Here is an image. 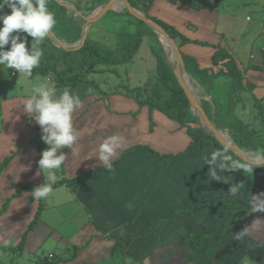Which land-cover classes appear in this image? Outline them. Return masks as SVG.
Here are the masks:
<instances>
[{"label":"crops","instance_id":"0c3cea01","mask_svg":"<svg viewBox=\"0 0 264 264\" xmlns=\"http://www.w3.org/2000/svg\"><path fill=\"white\" fill-rule=\"evenodd\" d=\"M140 2L145 8L147 16L155 17L167 23L180 35L189 40V42L181 44L180 36L173 39L182 55L193 58L199 68H208L210 72L216 73L223 68V61L219 60L217 64H214L213 55L218 48L225 50L235 58L238 67L243 71L245 79L254 85L253 89L247 90V92H243L242 94L248 95L249 92L252 100L264 99V41L259 42L260 44L258 40H254L253 43L252 40L249 41L251 45L250 48L256 45L255 47L259 50L261 57L257 61L260 62H253V65L250 66V59H248L247 67H245L247 70H243L239 65V55L242 53H240V49L235 46L236 42L233 40L234 38L237 40L239 37V35H235L232 32L234 14L238 12L241 7L248 5V1L213 0V2H211V0H193L192 2H185L184 0H140ZM253 4L257 7V10H255V18L258 24L254 29L249 30L248 28L247 31H255L252 35L258 37L264 34V23L262 22V20L264 21V8H262L264 7V0H257L256 3ZM251 17L252 15L250 14L246 15L245 20L251 22ZM228 21H230L231 24L225 25ZM134 32L135 29L125 33ZM198 42H204L206 45L199 44ZM136 54L137 52L135 55ZM250 56H253V59H255L254 55ZM153 67L155 71L153 72L154 75L156 74V62ZM104 68L106 71L109 69L116 73L113 65L112 67L107 66ZM116 74L118 75V73ZM25 76L29 81H34L36 78L35 81L42 83V88L45 90L50 92L54 90L52 99H60L62 93L67 90L74 98H79L82 101V107H76L73 113L74 131L77 136L76 141L71 148L62 147L57 150V155L63 154L65 156V161L59 169V178L56 181L63 178L72 179L85 174L83 179L77 181L76 186L67 187L69 191H72V195L66 202L76 201L79 204L76 211H85L91 217L93 215L95 223L97 222L98 226L90 232V238L87 240L89 242L79 250L80 252H78L74 259L75 261L72 260V262L69 261L66 263L61 262L60 264H98L99 262L105 261L109 258L110 249L112 247L111 244L113 245L115 240L122 237H132L131 242L122 241V243L127 242V244H135L138 240L136 236L142 234L146 229L144 228L141 230L135 226L133 231L130 232L127 230L123 232V230L126 229L124 225H126L127 221L131 218L130 215H134L132 221L135 220L139 223L146 220L147 223L150 224L149 219L152 218V214L159 213L158 210L155 209L149 211L148 206L150 204L158 207L167 200L171 204V210L166 214V216L169 217L171 212L177 209V204L188 203L186 207L189 208L192 205L214 203L217 199L223 198V201L230 202L234 198H239L241 195H251L253 184L248 180H244L238 172H234L227 182L221 185V189H219V181L211 180L208 175L206 178L203 177L198 179V177H202V174L205 175L203 170L199 168L200 165H204L203 157L209 155L210 158L211 153L218 150L222 151L215 146H212L210 151L203 152L200 145L197 144L193 146L186 155L179 156L176 159L164 158L159 164L158 172L154 177L152 176L156 169V158L153 154L175 155L182 152L189 145L190 138L186 133V128H180L176 121L169 119L157 109L150 111L148 105L140 106L137 100L129 94V90L132 88L138 87L143 90L147 82L146 80V82H141L140 85L142 86L136 87H129L123 83H114L109 86V84L105 82L104 85H102L101 83L103 81L99 82L94 78L96 73H91L87 76L85 82H81L74 88H58L48 76L40 75V77H38V74ZM223 78L229 81L228 78ZM139 80L142 81V79ZM0 81L1 90L2 83L5 84V82L9 81L2 78L1 74ZM36 82L31 84L30 92L28 91L26 94L21 92L12 94L9 90L5 91L3 94L0 93V100H2L0 102V107L3 108V111L0 110V113L3 114L1 118L4 119L0 129V136L11 128H20L23 121V131H25L26 128L29 129L27 134L25 132L26 136L18 137L16 140L11 139V144L15 151L12 150L13 152L10 154L12 157L3 171L9 169V164L18 157L20 151L28 163H33V161H39L41 159L42 128L36 123L33 113H26L24 111V104L29 98L33 99V102L39 99V93L32 91L33 87H36ZM13 110H15V113H26L24 115L26 117L19 119V117H15V115L14 118H10L9 113H12ZM241 120L243 119L241 118ZM243 121L249 122L246 120ZM112 135L121 137L124 144L123 150L118 149L117 155L110 158L112 163H114L112 171L103 170L97 174L88 173L90 170H95L104 164L103 161L99 160V146L105 138ZM17 150L18 152L16 153ZM7 156H5L3 160ZM222 160L223 154L217 158V163ZM181 165H184V167L187 165L189 167L186 180H189L190 184L182 186L180 183V188L178 189L176 187L177 185L174 186L175 182L168 185L170 182V180H168V175L167 173L166 175H162L163 173H161V171L174 170ZM193 166L195 172H192ZM37 173H39V175L41 174L40 168L37 169ZM223 174L224 173H221V179ZM39 177H41V175ZM30 179H34V175H32ZM26 180V182L24 181L25 183H17L16 188L23 184L31 186H42L44 184V182H42V185H36L41 183L29 181L27 178ZM181 182L184 181L181 180ZM239 182L244 184V194L237 192L235 196H230L232 198H230L231 200L227 201L228 199L224 196L229 193L231 184ZM144 187L147 190L144 191ZM15 199L16 198L13 199V202ZM63 203L65 202L63 201ZM11 207L12 203L9 205L7 212ZM46 208L47 205H45V209ZM187 208H181V210ZM42 213L38 223L32 231L42 226H47L42 229L44 230V235L47 236L49 233L53 232V230L45 223L43 218H41ZM218 213L217 211L209 210L197 212L192 215L193 224L191 223L190 227L200 228L199 231L203 228H209L214 224L215 217ZM243 215H248L251 218L264 217V213L260 212L242 214L238 217ZM217 220L215 231L219 228ZM237 223H239L241 227L239 231H241L244 225L241 221H237ZM248 223L250 222L248 221ZM230 226L231 224H228V229ZM220 229H224L223 223ZM32 231L28 233L25 243L26 249L31 244L30 236ZM96 231H98V233H96ZM102 232H105L107 237L104 238L97 235ZM214 233L212 235H214ZM185 236L186 235L183 237ZM255 236L250 235L249 246H252V244L253 247L264 246L260 244L263 241L255 240L257 239ZM181 238L178 242L179 244L185 241L183 239L181 240ZM252 238L255 239L252 240ZM246 240L247 237L242 238L243 242L240 243L242 244V249H239L240 252L244 251ZM39 241V243L36 242L34 245L31 244L33 251L44 242L43 239ZM185 245L193 256L178 257L176 259L164 261L165 263L160 262L159 259L155 257L145 260L147 264H213L215 258H213L212 261H209L207 258L211 250H209L205 256L201 254H197V256L191 252L188 246V238L185 241ZM228 249L221 254V258L219 257V260H221L219 264L235 263L234 256L231 254L232 251ZM101 251L102 253L100 254ZM243 254L241 255L243 256ZM197 258L198 260H196Z\"/></svg>","mask_w":264,"mask_h":264},{"label":"rangeland","instance_id":"374dc122","mask_svg":"<svg viewBox=\"0 0 264 264\" xmlns=\"http://www.w3.org/2000/svg\"><path fill=\"white\" fill-rule=\"evenodd\" d=\"M107 1L109 0H103L100 3L95 2L94 0H47L50 8H60L61 6L65 7L64 13L66 15V18L71 24L80 29V34L67 39L65 30L67 24L56 21V25L50 33L52 37L49 35L39 44H37L36 41L31 42V47L39 51L41 50V48L49 49L51 51H53V48L60 49L59 45L54 41V39H56L58 42L70 48V51L72 52L71 55L57 65L60 69L66 67L68 64H72L76 60L77 53L75 52L76 49H74V47H77L79 45L83 32L85 34V37H88L92 42L97 43L105 48L117 47V43L121 39L120 33L133 31L135 29V20L138 18L128 12L126 5L121 4L119 3V1H117L111 10L107 11L97 20L87 23L84 18L90 17L95 9L102 6ZM184 1L192 2L193 0ZM245 1H248L249 4L241 7L238 12H235L233 19L234 23L232 27L233 34L239 35L237 40L235 38L233 40L234 42H236L235 46H237L240 49V53H242L239 55L240 64H238L243 70H247L245 69V67H247L249 61L248 59H250V66L253 65V62H260L257 61L261 57V55L259 54V50L255 47L256 45L250 48L251 45L249 44V41L252 40V43L254 42V40H258V43L264 41L262 40L264 39V34H262V36L256 37V35H252L255 31H247L248 28L249 30L254 29V27L258 24L257 19L255 18V10H257V7L255 4H253L256 3L257 0ZM211 2H213V0H211ZM76 10H78L79 12H77ZM136 10L142 12L141 10ZM4 11L5 13L10 12V10L7 8H5ZM60 11L62 12L61 9ZM249 14L252 15L251 22H247L245 20V16ZM262 22L264 23L263 20ZM228 24H231L230 21H228L225 25ZM146 31L147 34L142 37L140 48L138 49L137 54L134 55L132 61L128 62V64L125 63L113 65L118 75L112 70H107L106 72H97L94 78L99 82L103 81L101 83L102 85H104V82L109 84V86L113 85L114 83H123L129 87L142 86L140 85L141 82L146 80L147 82H145L147 86L145 85V88L147 92H149L150 87L155 81V74L153 75V72L155 71L153 66L156 62V58L152 53V49L157 52L160 58L166 63L167 68L171 69L174 74L176 61L169 46L160 39V33L155 31L152 26L146 24ZM8 48H10V45L5 46L6 50ZM250 55H254L255 59H253V56L251 57ZM147 66H149L150 68ZM183 72L187 76H189V80L187 83L188 87L195 95L197 102L199 103L201 108H203L207 113L211 124L218 131L225 133V139L231 141L232 138L228 128L218 125L214 117L215 113L225 111L228 107L227 93L229 91V81L227 79H224L223 77L215 79V81L213 82L214 87L211 90H208L205 85L201 83L195 75H192L190 72H188L186 68ZM0 74L2 78L9 81L5 82V84L2 83V89L0 90L1 94H3L7 90H9V92H11L12 94L19 92L26 94L28 91L30 92L31 84L36 82V78L34 81H29V79L24 74L17 73L14 69L4 68V66L2 65H0ZM38 77H40V75H38ZM139 79H142V81H140ZM42 86V83L36 82V88H41ZM248 95L242 94V102L234 103L233 116L249 121L255 127L254 129L256 130V133L261 134L262 129H264V99L252 100L249 92ZM1 101L2 100H0V102ZM258 107L260 108V111L258 110ZM2 109L3 108L0 107V110ZM192 113L196 119V122L192 123L191 126L201 127L205 132V135L201 139L205 140L207 135L211 134V130L209 129L208 125L202 124L203 120L201 119L196 109L193 108ZM25 114L26 113H15V110H13L12 113H9V117L14 118V116L16 115L15 117H19V119H21L23 117H26L24 116ZM258 114L259 116L255 118V115ZM1 115L3 114L0 113V129L3 125L2 122L4 120L3 118H1ZM23 127L24 121L22 122V126H20V128H11L5 131V134H2L0 136V164L5 156L10 155L13 151H15V149H13L12 147L11 139L16 140L18 137L26 136L29 129L26 128V130L23 131ZM255 139L257 140L256 137ZM48 148L49 145H47L42 140V151L47 150ZM255 151L257 150H243L245 154H251ZM17 152L18 150L16 151V153ZM9 165V169H7L6 171H2V173L0 174V207L8 197V195L14 191L17 183H25L27 181L26 178L29 179V181L41 183L36 185H42V182L47 183L46 175L41 172V177H39L40 175L39 173H37V169L39 168L38 161L28 163L22 155L21 151L18 153V157L12 160ZM188 168L189 167L187 165L185 167L184 165H181L179 167H176L174 170H162L161 173H163L162 175H166L167 173L168 180H170L168 185L175 182L174 186L177 185L176 187L179 189L180 183L182 184V186H185V184H190L189 180H186V177L188 176ZM199 168L203 170L205 175L202 174V177H198V179L203 177L206 178L208 165L204 166L202 164ZM255 170L264 172V167H258L254 169V171ZM51 171L54 175H56L58 179L59 169H53ZM193 171L194 166L192 172ZM32 175H34V179H30L32 178ZM181 180H183L184 182H181ZM53 189L54 190L50 194V197L46 200H42L43 204L47 205V208L44 209L41 217L43 218L45 223L53 230V232L45 236L44 230L42 229L47 226L37 228L35 229V231H32V229L30 243L34 245L36 242L39 243V240L42 239L44 242L39 247L34 249V251L31 244L27 249L24 245V250L21 256H18L11 251L7 253L0 251V264H35L37 261L42 260L44 257H48L52 260L65 258L73 253L74 247H77V256L78 252H80L79 250L82 249V245L87 242V240H89L91 234L90 232L92 231V229L94 230L96 229V226H98L97 222L95 223L93 215L91 214L93 217L92 218L85 211H76V208L79 206L76 201L66 202L72 195V191H69L66 186L58 185ZM143 189L144 191L147 190L145 187ZM219 189H221V186H219ZM244 189L245 187H241L238 192L244 194ZM260 192H264V183L259 187H255L253 185V188L251 189V195H241L239 196V198L247 201L248 203L249 201L255 203L256 201L252 199V196L253 194H258ZM21 196L16 198L14 202L12 199L10 201V204L12 203V207L10 208V210L8 212L6 211V213L0 216V246H5L8 248L16 246L23 231L26 228V225L33 218V215L36 211L38 200H34L31 192L22 193ZM230 196L232 195L227 194L224 197L228 199L227 201H229L232 199ZM63 201L65 203H63ZM168 203L169 202L165 200V202H163L162 205L158 207L153 206V204H150L148 206L149 211L155 209L159 212L157 214H152V218L149 219L150 224H148L146 220L139 223H137L138 221L135 220L132 221L134 219V215H130L131 218L129 219V221H127L126 225H124L126 229L123 230V232L127 230L131 232L134 230L135 226L141 230L144 228L146 230H144L142 234L136 236L138 240L135 242V244H127V242L122 243V247L125 251L122 249H117L112 255H109V258L107 260L99 262L98 264H147V258L155 257L159 259L160 262H164L176 259L178 257L181 258L184 256H193L189 252L190 250L185 245L186 239L183 243H178L180 238L184 235H191L199 231L200 228L190 227L191 223L193 224V216L188 218L177 217L172 221L165 223L154 222V219L157 218H168L166 214L167 212H169V210H171V204ZM186 206H188V203L177 204V210H181V208H187ZM240 208H242L241 205L230 208L223 217H220L217 220L219 228L216 229L214 235L211 236L212 249L207 257L209 261H212L213 258H215L213 264H219V262L221 261L219 260L221 258V254L224 253L228 248H230L233 252H231V254L232 256H234V264H264V246L253 247V244L252 246H249V236L247 237L246 247L244 251L240 252L239 249H242V244L240 243H242L243 241L242 239L239 241L234 239V233L239 232V230L241 229L237 221H241L244 225V228L246 225H249L253 219H255L249 217L248 215L240 216L234 220L228 219V216L233 210H237ZM248 221L250 223H248ZM222 223L224 224L223 230L220 229ZM228 224H231L229 229ZM96 233H98V231H96ZM97 235L99 237H107V234H105V232ZM251 236H255V238H257H252V240L255 239L263 241L260 244L264 245V229L253 232ZM101 253L102 251L100 252V254ZM241 254H243V256ZM196 260H198V258Z\"/></svg>","mask_w":264,"mask_h":264},{"label":"trees","instance_id":"16d2710c","mask_svg":"<svg viewBox=\"0 0 264 264\" xmlns=\"http://www.w3.org/2000/svg\"><path fill=\"white\" fill-rule=\"evenodd\" d=\"M94 1L100 3L103 0ZM127 1L132 7L146 13V10L141 4L140 0ZM33 3H35V0H33ZM48 8L54 13L56 21L67 24L65 29L67 33V39L80 34V29L71 24L66 18L64 6H61L60 8H50L48 5ZM148 17L161 25L172 39L180 36L181 44L189 42L187 38L180 35L172 26L156 19L155 17ZM134 26V33H120L121 39L115 48H105L97 43L92 42L88 37H85L83 44L75 50L77 53L76 60L72 64H68L66 67L61 69L58 68L57 65L69 57L72 52L70 50L58 48H53V51L41 48L40 51L42 55L40 57V63L33 69L32 74L48 76L58 88H74L81 82H85L87 80V76L91 73L106 71L104 67L107 66L128 63L137 52L141 44L142 37L147 34L146 23L144 21L136 19ZM34 41V38L28 37V44L26 47H28L29 51L33 50L30 43ZM198 43L206 45L204 42ZM152 53L156 58V74L153 85L150 87L149 92H147L145 87H143V90L136 87L129 90V94H131V96L137 100V103L140 106L148 105L150 111L157 109L165 114L169 119L176 121L180 128H186V133L190 138V143L187 148L175 155H159L158 153H154L153 155L156 158V169L152 176L154 177L158 172L159 164L162 159H176L179 156L186 155L189 153L190 149L197 144L200 145V148L203 152L210 151L211 147L215 146L222 151H226L228 155L233 157V159H241L233 151L222 146L211 134H208L205 140L201 139L205 135V132L201 127L191 126L192 123L196 122V119L190 110L189 101L182 88L178 84L173 71L167 68L164 60L160 58L154 49H152ZM182 58L186 70L192 75H195L208 90L213 88V82L216 78L223 76L229 79V91L227 93L228 107L225 111L216 113L215 120L218 125L228 128L233 143L240 149L246 151L261 149L260 151H264V129H262L261 134H257L251 123L245 122L233 116L234 103L242 102L241 93L254 88V85L245 79L243 71L238 67L235 58L225 50L218 48L213 55V63L217 64L219 60H222L223 68L216 73L210 72V69L208 68H199L195 60L189 56L182 55ZM258 110L260 111L259 107ZM255 116L254 117L257 118L259 114ZM11 157L12 155L7 156L1 162L0 174L9 163ZM103 170L107 169H105L102 165L95 170H90L88 173L97 174ZM235 172H238L244 180L250 181L255 186H261V184L264 183V172L260 170H255L253 174L249 172H242V170ZM233 173L234 172H224L223 178L218 182V185L221 186L222 183L227 182ZM84 176L85 174L79 175L72 179L63 178L56 181L52 187L55 188L58 185H64L66 187L76 186L77 181L83 179ZM35 187L38 186H31L28 184L18 186L15 191L10 194L2 203L0 207V216H2L7 211L12 199L20 197L23 192H31ZM42 200L43 199L38 200L33 218L26 225V228L23 231L17 245L11 248L0 246V251L6 253L11 251L18 256L22 255L28 233L36 226L40 219L41 213L45 209V205L43 204ZM248 204L249 203L247 201L241 198H234L230 202L217 199L214 203L192 205L189 208L182 210L174 209L168 218H157L154 219V222L165 223L167 221L173 220L176 217L187 218L203 210L219 211L215 217L214 224L211 227L203 228L194 234L186 235L185 237L181 238V240L188 238V246L193 254H201L205 256L212 248L211 235L215 232L216 220L220 217H223L230 208L236 207L237 205H241L242 208L233 210L228 216V219H235L239 215L249 214L250 209ZM131 240L132 237L130 236L115 240L110 249V254H113L117 249L124 250L122 247V241L131 242ZM88 242L89 241L84 243L82 247L86 246ZM76 248L77 247H74L73 253L68 257L53 260L49 259L48 257H44L35 264H58L61 262L66 263L72 261L76 258Z\"/></svg>","mask_w":264,"mask_h":264},{"label":"clouds","instance_id":"9594fccd","mask_svg":"<svg viewBox=\"0 0 264 264\" xmlns=\"http://www.w3.org/2000/svg\"><path fill=\"white\" fill-rule=\"evenodd\" d=\"M5 8L10 12L5 13ZM0 65L7 69H14L17 73L31 76L32 71L40 63L41 51L33 48L29 51L26 45L28 37L35 39L39 44L48 37L56 25L53 12L48 8L47 0H0ZM10 45L7 50L5 46ZM33 92L39 93V99L33 102L29 98L24 104L26 113H33L36 123L42 128L41 139L49 145L42 151L38 161L40 171L47 177V183L35 187L31 191L34 200L48 199L53 192L52 185L56 182V175L51 170L60 169L65 161L63 154L57 155L62 147L71 148L77 139L73 125V113L76 107H82V101L74 98L69 91H64L60 99H52L54 94L44 88L33 87ZM122 138L116 135L109 136L99 146V160L103 167L112 171L113 163L110 158L115 157L119 150H123ZM223 154V160L217 163V158ZM204 166L208 165L207 175L211 180L221 181L224 172H254L258 167H264V151L257 150L251 154H244L241 159H233L226 151H215L203 157ZM242 182L231 184L229 195L235 196ZM249 201V213H264V192L253 194ZM264 229V218L257 217L241 231L234 233V239L239 241L249 237L253 232Z\"/></svg>","mask_w":264,"mask_h":264},{"label":"water","instance_id":"95a60500","mask_svg":"<svg viewBox=\"0 0 264 264\" xmlns=\"http://www.w3.org/2000/svg\"><path fill=\"white\" fill-rule=\"evenodd\" d=\"M119 1V3L126 5L127 10L129 13L133 14L136 18L144 21L147 25L152 26L155 31L159 32L161 35V40L167 44L171 50V52L174 55L176 66L174 68V74L175 78L182 88L184 94L186 95L189 104H190V110L192 112L193 108L196 109L203 120L202 124L208 125L209 129L211 130V135L224 147L227 149L233 151L237 156L242 158V156L245 154L242 149H240L237 145L233 143V141H229L225 138H223L220 134V131H218L210 122V119L203 108L199 105L197 102V99L195 95L192 93L191 89L188 87V84L185 83L184 79L181 76V72L184 71L185 65L182 58V54L180 53L177 44L175 41L168 35V33L165 31V29L159 25L156 21L150 19L146 13L137 11L135 8H133L128 1L126 0H109L106 3H104L99 8L95 9L93 14L90 17H85L87 23L93 22L97 20L99 17H101L103 14H105L107 11L111 10L112 7L116 4V2ZM79 12L78 10H76ZM51 36V35H50ZM52 37V36H51ZM85 40V34L81 35L80 43L77 47H74V49H78ZM160 40V41H161ZM54 41L59 45L60 49L63 50H70V48L66 47L64 44L58 42L56 39Z\"/></svg>","mask_w":264,"mask_h":264},{"label":"bare ground","instance_id":"6f19581e","mask_svg":"<svg viewBox=\"0 0 264 264\" xmlns=\"http://www.w3.org/2000/svg\"><path fill=\"white\" fill-rule=\"evenodd\" d=\"M160 39H161V35H160ZM181 76L184 79L185 83H188L189 80V76H187L183 71L181 72ZM220 134L223 138H225V133L220 131Z\"/></svg>","mask_w":264,"mask_h":264}]
</instances>
